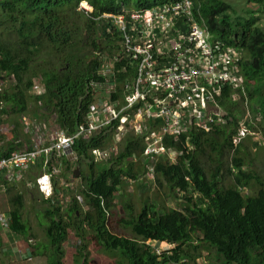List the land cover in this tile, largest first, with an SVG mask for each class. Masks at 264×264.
I'll return each mask as SVG.
<instances>
[{
    "label": "trees",
    "instance_id": "16d2710c",
    "mask_svg": "<svg viewBox=\"0 0 264 264\" xmlns=\"http://www.w3.org/2000/svg\"><path fill=\"white\" fill-rule=\"evenodd\" d=\"M83 1L91 6L92 12L78 11ZM174 1L181 0H0V71L13 77L10 89H5L0 96V100L10 107V111L3 112L25 114L28 102L33 99L39 115L42 114L41 109L52 111L59 130L75 135L79 126L88 124L90 107L97 100L94 84L105 82L115 83L116 86L108 95V103L122 108L118 103L123 99L125 103L124 83L126 80L133 81L137 76L139 60L132 61L129 56L123 58L121 52L123 59L115 63L114 70L110 68L113 73L108 77L102 71L108 68L104 67L97 52L100 49L101 52L109 50L110 57L114 58L116 51L121 50L124 36L112 18L103 16L123 15L125 10L159 8ZM190 1L195 19L202 25L206 23L211 41L220 43L223 50L234 47L242 55L237 71L243 77L241 87L235 89L226 83L216 95L217 103L227 112V123L206 124L210 132L206 128L190 125L178 139L165 137V148L177 153L175 162L165 161L168 156H145L147 133H142L127 136L121 152L113 155L115 158L97 165L93 151L105 148L114 132H119L121 117L93 137L78 138L73 151L77 161H83L88 171L84 182L92 217L87 228L92 231L93 241L101 251L119 255V264H124V261L128 264H179L182 260L187 261L182 264H189L188 261L197 258L191 250L198 251L201 243L215 249L225 264H264V187L250 195L242 190L253 177L241 170L242 161L239 158H234L233 167L228 168L229 175L234 179V184L230 186L222 183L221 163L214 169L206 170L201 160L207 148H212L219 159H222L224 148H234L233 139L241 119L237 104L250 100L264 109V30L257 27L258 18L253 16L233 24L229 13L231 4L227 1ZM250 1L261 5L264 11V0ZM14 35L16 40L11 39ZM71 52L80 56L75 64L65 65V57ZM33 65L37 69H32ZM36 76L44 87V92L40 94L30 92ZM235 92L238 93L237 100L233 95ZM138 106L136 104L134 110ZM162 121L150 119L152 130L149 133L161 126ZM7 146V149H0V157H8L17 151L19 144L9 141ZM135 158L143 159V173L147 171L146 165L151 159L156 160L153 170L157 181L169 188V195H178L183 199L184 207L161 214L155 204L146 201L141 213L137 214L132 204H126L125 215L128 218L122 217L118 225L133 232L135 237L129 238L111 232L109 215L111 217V207L121 186L128 182L126 179L139 178V160L135 161ZM48 164L51 166L52 162ZM55 176L52 175V180ZM57 194L54 188L52 195L43 197L47 206L38 224L47 239L45 250L50 248L52 259L47 258V264H62L64 251L61 244L67 238V231L72 229V212L62 210L58 201L56 203ZM13 201L17 207L10 213L9 228L17 234L27 235L29 225L23 220V194L18 193ZM197 236L200 238L197 239ZM32 238H36V234ZM80 241L84 242V238ZM148 241L168 242L176 244V248L159 256ZM78 248L76 264H89L87 246L81 244Z\"/></svg>",
    "mask_w": 264,
    "mask_h": 264
},
{
    "label": "rangeland",
    "instance_id": "374dc122",
    "mask_svg": "<svg viewBox=\"0 0 264 264\" xmlns=\"http://www.w3.org/2000/svg\"><path fill=\"white\" fill-rule=\"evenodd\" d=\"M223 1H227L231 4V10L229 13L233 19V24H235L237 20L244 22L253 16L258 18L257 27L264 30V11L262 10L261 5H256L254 1L250 0ZM84 2L85 1L80 3L78 11L82 10L85 12H92L93 9L91 6L87 2ZM187 3L189 4V2ZM169 4L174 3L170 2ZM158 9L161 11L163 6L162 8H154L153 6V8H145L144 10L139 11L125 10V14H120L118 16H103L107 19L112 18L114 25L117 26V28L122 32V35H124L122 36L123 42L120 43L121 50L119 52L116 51L117 54L115 53L116 55H114V58L110 57L109 50L101 52L102 49H100V51L97 52V54H100L101 60H103L104 67L108 68V70H102L105 74L110 75L113 73L110 68L114 70L115 63L121 60V52L123 54V58L126 57V54H124L123 51L124 47L127 46V43L124 45V41L127 42L128 38L135 44L140 43V45H136L135 47L145 55H148V53L154 49L152 55L158 56L157 58L160 63L169 57V54L172 52V50L181 48L180 43L185 39V36L184 34H178V28L180 26H184V20L175 18L180 16L179 13L169 14L168 12L167 14H162L155 11ZM249 9H252L251 13L248 12ZM126 18H129V20ZM135 21L139 22H136L135 25ZM178 24H180V26H178ZM192 25L194 30L190 34V40L195 41L198 39L199 43L197 44V47L206 46V44H204L200 39L202 35L199 30H195L197 27L194 21H192ZM204 27L207 33L205 34V37L212 39L211 33L208 30L206 23L204 24ZM108 31L110 32L111 30L108 29ZM11 39L16 40L15 35L11 37ZM85 41H88L87 37L85 38ZM81 54L84 55V53ZM79 56L80 55L71 52L65 57V63L67 64H63L73 65L78 60ZM184 58L185 56H183L182 61L185 60ZM211 65L212 64H209V61L207 60L205 63L206 68ZM32 69H37V67H34L33 65ZM39 80L40 79L38 76L33 78L34 84L32 86V90H30L31 93L40 94L44 92V87L39 84ZM12 84L13 77H8L5 73L0 71V96L5 89H10ZM94 89L96 92V97H98L97 100L92 104L97 106V103L101 99L107 100L108 95L110 92L116 89V86L115 83L105 82L102 84H94ZM234 98L237 100L238 94L235 95ZM38 103L42 104V101H39ZM103 103L107 104V107H104L105 112L110 114L111 111H115L114 114L117 117L121 115L119 111L112 109V107H116L115 104L105 101ZM118 104L120 107H122L120 108L121 110L125 109L126 101L124 103V99L120 100ZM92 108L93 107H90L89 116H87L88 124H82L83 126H89L90 122L92 121L90 118V112ZM128 108L129 106L127 109ZM236 109L238 112H240L241 119L238 121L236 128L237 134L233 139L234 148L231 150L229 147L224 148L222 159H219V155L214 152L212 148H207L205 154L201 155V160L205 165L206 170L214 169L221 163V171L224 174L222 183L225 186H230L234 184V179L232 175H229L228 168L233 167L234 158L241 159V170H243L246 174L252 175L253 177L252 179L248 180L246 187L242 188V190L245 191L247 195H250L255 194L260 187H264V109L262 106H260V104L253 103V101L250 100H248V102L246 101L245 103L242 102L237 104ZM4 110L10 111V107L8 104L0 100V149H7V143L9 141H13L16 145L19 144L18 150L22 151L24 149H28L27 147L30 146L28 144L29 140L32 142L35 133H40L42 131L45 138L48 139L49 136L54 134L56 129L59 130L58 126L56 125L55 114L52 111L48 112L44 109H41V113L43 115H39L35 111L33 99L28 102V110L25 114L15 115L13 112L4 113ZM208 111L209 115L212 114L213 123L218 125H225L227 123V112L225 109L223 110L218 103L210 106ZM103 116L105 115L100 113L98 116L99 121L103 118ZM124 117L127 119V123L129 122L125 125V128L119 130V132L115 131L112 136V140L107 143V145H105V148L102 150H96L95 153L93 151V155L96 157V161H98V163H96L97 165L100 163H107L111 157L115 158L124 147L125 139L131 134L147 133L145 142L148 144L150 140H154L156 138L159 126L155 127L152 133H149V130L152 129H150L149 126L150 123L148 116L140 118V116L136 114L134 115L133 113H125ZM127 125L128 128H126ZM196 126L197 128L203 127V123L199 121L198 124L195 123L194 127ZM101 130L102 129H100V131ZM100 131L94 132V135L99 134ZM207 131L210 132L211 129ZM60 133L66 138L77 137V134L70 136L61 130ZM168 158L165 161L170 160L171 162H175L177 154L173 153L171 154V157ZM77 159L78 158L74 152L73 155L60 158L57 162V159L54 160L52 162V167L50 168L47 166L41 167V161L39 159L25 172H22L18 175L5 177V179L9 181V184H5L1 180L0 238H4L3 235L7 236L6 230L10 224V219L8 220L7 224L4 223V220L10 218L9 213H11L17 207L13 199H15L18 193H22L24 196L25 205L24 209L22 210L23 217L25 220H27L29 225L28 232H30V229L32 231L29 233L32 235H29V237L26 236V238H32L33 234H36V238L39 242V245L37 246L38 251H43V249L45 250L47 239L44 233L41 232L42 228L39 227L38 224L39 220H42L41 214L43 213L45 205L47 206V204L43 203L44 194L39 190L35 179L41 173H47V171L51 173L54 172V175L56 176L54 180H51L50 178L48 191L50 192L51 187L55 188L58 193L56 196V203L58 201L60 206H62V210L69 209L72 212L70 215L72 229L67 231V239L62 244L64 255L61 263L76 264L75 257L78 254L77 248L81 244H84L87 246L86 252L89 253V259L87 260L89 264H119L121 260L119 255L101 251L100 247L93 241L92 231L87 228V224L90 222L92 217V212L90 210L91 207L87 203L86 199V196L89 194L88 191H86V185L84 182V178L88 174V171L86 170L83 161H77ZM134 160L136 161L139 159L135 158ZM155 161L156 160L151 159V162L146 165L147 171L143 173L144 168L141 167L143 159L139 160L137 162V168L140 173L139 178L137 180L127 178L126 180L128 182H125L121 186V191L116 195L111 207V217L109 215V228L111 232L129 238L135 237L130 229L124 230L118 225V222L122 217L128 218V215H125L127 214L125 210L126 204H132L134 206L135 213L137 214L141 213L142 207L146 204V201H148L150 204H155L161 214L167 213L171 209H183L184 200H181L178 195H169V188L160 185V183L157 181L153 170V163ZM65 163L67 164L65 165ZM256 177L257 179L255 180ZM45 186L47 187V185ZM63 189L65 193L63 192ZM79 234L81 236H79ZM22 237L24 238V236ZM80 238H84V242L80 241ZM196 238L198 239L200 236H197ZM147 243L153 247L157 246L159 250L174 248V246H169L165 243L156 244L155 241H148ZM196 246L199 245L196 243ZM191 251L196 254V259H198L199 264H225L223 263V260L220 258V256H218L216 253V250L205 243H201L198 251H194L193 249ZM50 257L51 253H46V259H52ZM124 264L128 263L124 261Z\"/></svg>",
    "mask_w": 264,
    "mask_h": 264
},
{
    "label": "built area",
    "instance_id": "2783aa9c",
    "mask_svg": "<svg viewBox=\"0 0 264 264\" xmlns=\"http://www.w3.org/2000/svg\"><path fill=\"white\" fill-rule=\"evenodd\" d=\"M169 3L160 5L159 8L163 6L161 11L160 9L155 11L162 14L179 13L180 16L175 18L184 20L183 28L186 31L179 27L178 34H184L185 39L180 43L181 48L172 50L169 57L162 63L159 62L158 56L152 55L154 49L145 55L135 47L140 43L135 44L129 38L127 42L124 41V45L127 43V46L124 47L123 53L129 56L132 61L139 60V63H137L136 68L137 76L133 81L126 80L124 83L125 109L112 107L121 115L117 117L114 114L115 111H111L110 114L105 112L104 107H107V104L103 102L108 101L101 99L97 106L94 104L92 106L90 112L92 121L89 126L81 125L76 133L77 137L66 138L58 129L48 139L45 138L42 131L35 133L32 142L30 141V146L27 147L28 149L17 150L10 157L0 159V175H4V179L25 172L39 159L41 167H52L48 164L49 162H53L58 157H69L74 154L73 147L78 138L92 137L94 132L100 131L105 126H110L113 121L120 117L119 130L124 129L125 125L129 123L124 117L125 113H133L140 118L148 116V119L152 121L163 120L156 138L150 140L145 149V155L153 158L169 153L163 143L164 137L172 136L178 139L182 133L189 129L190 125L198 124L199 121L203 123L202 128L210 129V127H206L208 122H212V114L209 115L208 108L217 104L216 95L220 92L221 87L226 83L235 89L241 87L243 77L237 73L239 70L238 60L241 54L234 47L223 50L220 43H213L209 37H205L207 34L205 27L195 19L192 1L181 0L172 2L174 4ZM192 21L197 27L195 30H199L201 33L200 39L206 46L197 47L199 40H190V34L194 30ZM136 22L139 21H135V25ZM183 56H185V60L182 61ZM207 60L209 64H212L208 68L205 66ZM237 94L235 92L234 97ZM136 104L139 106L134 110ZM100 113L105 116L99 121ZM171 154L172 152L169 156ZM52 175L54 172H47L36 179L45 197L53 194V187L50 188V192L48 191ZM5 181L8 180L5 179ZM4 223L7 224V219L4 220ZM151 247L159 256L164 252V250H159L157 246Z\"/></svg>",
    "mask_w": 264,
    "mask_h": 264
},
{
    "label": "crops",
    "instance_id": "0c3cea01",
    "mask_svg": "<svg viewBox=\"0 0 264 264\" xmlns=\"http://www.w3.org/2000/svg\"><path fill=\"white\" fill-rule=\"evenodd\" d=\"M12 154L13 152L8 157H10ZM1 158L5 157H0V159ZM42 174L43 173H41L40 175ZM2 178H4V175H0V184H2L1 180L5 184H9L8 181H5V179ZM23 220L26 224L27 220H25L24 217ZM9 226L10 224L8 225V229L6 230L7 232L5 231L7 233V236L3 235L4 238H0V264H47L46 253L49 252V249L47 250L48 252L44 249L43 251H38V239L28 238L29 235H32L29 234L32 232L31 229L27 235H21L11 231ZM22 236H24V238ZM26 236L28 237L26 238ZM78 249L79 248H77V251Z\"/></svg>",
    "mask_w": 264,
    "mask_h": 264
},
{
    "label": "clouds",
    "instance_id": "9594fccd",
    "mask_svg": "<svg viewBox=\"0 0 264 264\" xmlns=\"http://www.w3.org/2000/svg\"><path fill=\"white\" fill-rule=\"evenodd\" d=\"M185 133V132H184ZM165 138V137H164ZM175 139V138H174ZM164 140V139H163ZM164 143V142H163ZM165 149H167V148H165ZM168 150V149H167ZM168 154H165L164 156H168V157H171V156H169L170 155V152H172V154L174 153H176V152H174V151H171V150H168ZM73 153H74V151H73ZM177 154V153H176ZM61 158H65L64 156L63 157H61ZM156 158H159V157H156ZM47 172H49V171H47ZM39 177V176H38ZM36 179H37V177H36ZM35 179V180H36ZM51 180H52V178H51ZM46 183H48V182H46ZM36 184H37V182H36ZM37 186H38V184H37ZM38 188H39V186H38ZM39 190L42 192V190L39 188ZM53 192H54V188H53ZM52 192V193H53ZM43 193V192H42ZM44 194V193H43ZM10 218H7V222H8V220H9ZM156 242V244L157 243H165V244H167V245H169V246H174V248H168L167 250H164V252H168L169 250H172V249H175L176 248V244H171V243H168V242H157V241H155ZM185 262H187L186 260H182L179 264H182V263H185ZM189 262V264H199V261H198V259H196L195 261H192V260H190V261H188Z\"/></svg>",
    "mask_w": 264,
    "mask_h": 264
},
{
    "label": "bare ground",
    "instance_id": "6f19581e",
    "mask_svg": "<svg viewBox=\"0 0 264 264\" xmlns=\"http://www.w3.org/2000/svg\"><path fill=\"white\" fill-rule=\"evenodd\" d=\"M85 2H86V1H85ZM85 2H84V3H85ZM90 9H91V8H90ZM45 183H46V182H45ZM45 187H46V186H45ZM46 188H47V187H46Z\"/></svg>",
    "mask_w": 264,
    "mask_h": 264
},
{
    "label": "water",
    "instance_id": "95a60500",
    "mask_svg": "<svg viewBox=\"0 0 264 264\" xmlns=\"http://www.w3.org/2000/svg\"><path fill=\"white\" fill-rule=\"evenodd\" d=\"M85 38H86V36H85ZM85 38H84V39H85Z\"/></svg>",
    "mask_w": 264,
    "mask_h": 264
}]
</instances>
